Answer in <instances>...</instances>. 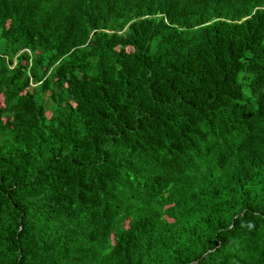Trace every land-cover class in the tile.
Masks as SVG:
<instances>
[{"label":"trees","instance_id":"trees-1","mask_svg":"<svg viewBox=\"0 0 264 264\" xmlns=\"http://www.w3.org/2000/svg\"><path fill=\"white\" fill-rule=\"evenodd\" d=\"M0 264H264V0H0Z\"/></svg>","mask_w":264,"mask_h":264},{"label":"rangeland","instance_id":"rangeland-1","mask_svg":"<svg viewBox=\"0 0 264 264\" xmlns=\"http://www.w3.org/2000/svg\"><path fill=\"white\" fill-rule=\"evenodd\" d=\"M1 99H2V98L0 97V104H1Z\"/></svg>","mask_w":264,"mask_h":264}]
</instances>
